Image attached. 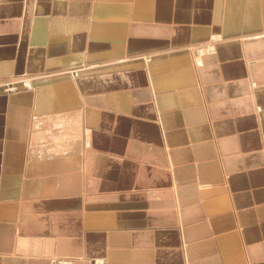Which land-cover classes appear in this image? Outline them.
<instances>
[{"label": "crops", "instance_id": "1", "mask_svg": "<svg viewBox=\"0 0 264 264\" xmlns=\"http://www.w3.org/2000/svg\"><path fill=\"white\" fill-rule=\"evenodd\" d=\"M16 74L0 264H264V0H0Z\"/></svg>", "mask_w": 264, "mask_h": 264}, {"label": "built area", "instance_id": "2", "mask_svg": "<svg viewBox=\"0 0 264 264\" xmlns=\"http://www.w3.org/2000/svg\"><path fill=\"white\" fill-rule=\"evenodd\" d=\"M219 41H220V36L218 34H214V35L209 36L206 41L202 42L200 44V47L207 42L208 43H218ZM207 54H210V53H206V55ZM204 55L205 54H203V56ZM196 58H197V56L195 55V62H196ZM29 84H30V86H29ZM31 84H32L31 78H29V77L23 78V77L19 76L16 79L10 80V81L8 79H1L0 80V89L3 91H6V92H8L9 90L12 91V90H16L19 88L30 89V88H32ZM53 263L54 264H72L73 262L70 259L60 258V259L54 260Z\"/></svg>", "mask_w": 264, "mask_h": 264}, {"label": "bare ground", "instance_id": "3", "mask_svg": "<svg viewBox=\"0 0 264 264\" xmlns=\"http://www.w3.org/2000/svg\"><path fill=\"white\" fill-rule=\"evenodd\" d=\"M221 38V35H220ZM216 45L217 43H205L203 44L201 47L200 45L196 46L195 49V55L197 56L196 58V62L198 65H202L203 64V54L206 55V53H213L214 50L216 49ZM33 87V83L31 84ZM30 86V84H29ZM63 259H68V258H63ZM72 260V259H70Z\"/></svg>", "mask_w": 264, "mask_h": 264}, {"label": "rangeland", "instance_id": "4", "mask_svg": "<svg viewBox=\"0 0 264 264\" xmlns=\"http://www.w3.org/2000/svg\"><path fill=\"white\" fill-rule=\"evenodd\" d=\"M211 35H214V33L213 34H211ZM210 35V36H211ZM23 77V78H26L27 76L26 75H23V74H16V75H12L10 78L8 77V78H6V79H8L9 81L10 80H14V79H16L17 77ZM24 89H27V88H24ZM17 90V89H16ZM12 91H15V90H12ZM12 91H8V92H12ZM57 259H60V258H57ZM56 260V259H55ZM54 262V261H53ZM72 262H73V260H72ZM54 264V263H53ZM73 264V263H72Z\"/></svg>", "mask_w": 264, "mask_h": 264}]
</instances>
